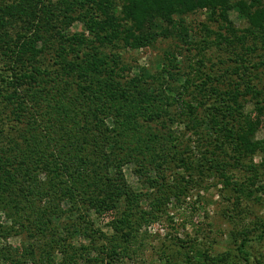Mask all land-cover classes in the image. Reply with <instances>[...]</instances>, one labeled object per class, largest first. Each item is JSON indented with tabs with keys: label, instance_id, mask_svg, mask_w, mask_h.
Returning a JSON list of instances; mask_svg holds the SVG:
<instances>
[{
	"label": "trees",
	"instance_id": "1",
	"mask_svg": "<svg viewBox=\"0 0 264 264\" xmlns=\"http://www.w3.org/2000/svg\"><path fill=\"white\" fill-rule=\"evenodd\" d=\"M150 49L147 67L125 58ZM262 67L264 0H0V236L26 242L0 264H119L142 224L211 180L225 216L263 207ZM254 240L264 222L232 234L234 250L206 257L192 240L167 264H251Z\"/></svg>",
	"mask_w": 264,
	"mask_h": 264
},
{
	"label": "rangeland",
	"instance_id": "2",
	"mask_svg": "<svg viewBox=\"0 0 264 264\" xmlns=\"http://www.w3.org/2000/svg\"><path fill=\"white\" fill-rule=\"evenodd\" d=\"M231 18L237 26L242 27L243 24L236 14L233 13ZM204 19L205 15L199 14L189 20L197 22ZM213 27L216 28V26ZM72 31H84V28L76 25ZM160 47L164 46L161 45ZM160 53L159 49L141 50L125 53V58L132 65L147 67L157 60ZM258 54H262V52L259 51ZM254 59L255 62L262 60L261 58L257 59V57ZM258 75L261 79L260 82H264V67L260 68ZM252 110L253 106L248 104L245 112L248 114ZM256 139H264V129L258 131ZM261 161L262 159L257 157L255 164L259 165ZM124 173L128 183L135 191L142 193L147 190L134 174L132 167H126ZM244 173L240 172L237 175L244 180ZM212 183V180L208 181L203 185V188H195L189 195L182 197L181 200H173L160 214L159 221L149 225L142 224L135 253L132 257L122 260L119 264H167L166 257H172L178 251H183L186 243L192 240L200 244L203 252L206 253V257L208 255L211 256V254L216 256L217 254L225 253L229 248L234 250L232 234L243 231L245 228L256 231L259 223L264 222V206L252 205L251 202L250 204L244 203L241 208L247 206L251 213L248 212L247 215L241 209L242 214L240 216L229 218L224 215V212L232 209L233 204L221 196L222 185L215 187ZM144 205L146 206V204ZM64 207L68 208L69 206L64 205ZM146 208L148 211L150 210L148 206ZM89 221L88 227L91 226L92 229L100 230L102 233L109 234L111 232L108 227L109 217L99 218L94 213H91ZM7 224L13 225V222H7ZM253 235L252 237L255 239L259 232ZM74 242L78 246L88 244V240L84 238L82 233L76 236ZM24 244L26 245L23 236L8 237L7 239L0 236V249L10 248L12 255L20 252ZM249 250L252 256L251 264H264V240H254L250 243ZM55 257L57 262L62 261L61 255L57 254ZM177 262L187 264L186 259H181V257H179ZM197 262L195 260L193 264H197Z\"/></svg>",
	"mask_w": 264,
	"mask_h": 264
}]
</instances>
